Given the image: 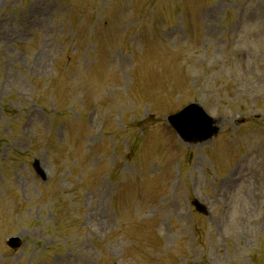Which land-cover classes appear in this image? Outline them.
Returning <instances> with one entry per match:
<instances>
[{
	"label": "rangeland",
	"instance_id": "374dc122",
	"mask_svg": "<svg viewBox=\"0 0 264 264\" xmlns=\"http://www.w3.org/2000/svg\"><path fill=\"white\" fill-rule=\"evenodd\" d=\"M263 132L264 0H0V264H264Z\"/></svg>",
	"mask_w": 264,
	"mask_h": 264
},
{
	"label": "water",
	"instance_id": "95a60500",
	"mask_svg": "<svg viewBox=\"0 0 264 264\" xmlns=\"http://www.w3.org/2000/svg\"><path fill=\"white\" fill-rule=\"evenodd\" d=\"M169 122L177 133L188 141H203L217 131V128L212 127L213 121L196 105H191L178 115L170 117ZM34 166L37 173L44 178L37 162ZM198 208L201 210L199 206ZM9 244L12 247H18L19 241L18 239H12Z\"/></svg>",
	"mask_w": 264,
	"mask_h": 264
}]
</instances>
